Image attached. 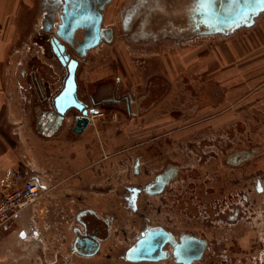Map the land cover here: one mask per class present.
<instances>
[{
    "label": "rangeland",
    "instance_id": "obj_1",
    "mask_svg": "<svg viewBox=\"0 0 264 264\" xmlns=\"http://www.w3.org/2000/svg\"><path fill=\"white\" fill-rule=\"evenodd\" d=\"M172 3L177 2L164 0L161 4L163 11H167L169 17L174 20L173 25L175 22L179 23V20H183L182 25L184 26L187 21L190 23L187 12L191 4L190 0L184 1L183 6L177 8L176 11L171 8ZM180 13H182L181 16ZM118 18V15L113 17L115 23L118 22ZM262 18L263 16H260L255 20L259 23ZM105 23L109 24V22ZM39 26L40 22H37V33L35 32L33 41L40 44L43 49L42 57L54 64L59 81H61L65 76V69L56 62L55 56L49 50L46 35L39 32ZM247 30L250 29H241L227 35L204 32L192 34V38H178L181 35L175 32L174 38L170 37L169 33H159L155 38H149V42L140 39L134 41L132 38H126L125 35L122 36L121 32H114L113 41L101 44L94 53L101 60V64L111 68L113 92L123 95L126 92L134 93L139 89L149 88L153 91L146 105L154 103L153 107L159 112L162 124L166 128H160V131L154 135L161 136L160 139H162L159 152L166 158H172V162L184 166L182 173L170 188L171 190L173 187L176 188L177 191L173 192L177 194L176 199L186 198L188 201V198L194 196V191L205 184L212 190H224L225 195L227 192H234L238 187L242 194H246L245 198H249L253 204V208L249 211H255L254 215H250L254 219L250 220L251 224L241 221L239 223L241 229L237 235L236 226L225 222L221 229L205 230L201 227L199 214L190 220L189 215L176 208L175 219L170 226L166 227L174 232L175 240L179 242L183 237L193 236L207 242V247H209L200 260L191 264H264V137L261 136L259 139L254 136V133L262 134L263 132L252 130L249 134V131L245 129H235L230 125L223 129L201 127L203 114L201 110L206 108V88H209L208 92L211 95L209 102L213 101L208 104L211 113L212 111L213 114L219 112L223 107L217 102L215 83H209L206 86L205 78L201 76L200 53L210 50L215 43L247 33ZM115 50L122 53L123 59L118 60L114 57L117 60H109L110 54ZM85 59L86 57L81 60L78 71L83 70ZM151 71L154 73H150ZM18 86L19 90L23 89L22 85ZM54 88L55 85L50 82L46 92ZM41 89L45 92L43 87ZM218 96L221 98L220 93ZM48 97L45 103L41 102L39 105L42 111L53 109L49 94ZM89 103L92 105L91 101ZM92 115L95 116L91 114L89 117ZM68 117L70 119V116ZM96 119L93 117L91 123ZM105 119H112L115 123L113 125L118 127L117 130H120L122 123L132 124L135 120V118L130 120L129 117L123 115V112L114 114L113 117L108 114ZM124 149L121 146L115 150L122 152L121 150ZM240 152H249L252 156L237 168L226 164L227 155ZM182 153L190 155L191 159L187 160V166L181 157ZM203 153L205 155H201ZM121 155L123 154L120 153L113 159L106 160L103 157L98 159L100 156L96 155L95 159L89 160L77 171V175L74 172L64 174L63 181H61L62 176L55 174L53 167L41 166L37 159L33 161L34 173L39 175L42 182L51 189L45 196L39 197L28 206L33 207L43 201L57 202L54 215L56 213L59 220L42 222L43 219H40L42 215L38 218V214L33 212L31 215L28 213L25 219L23 214L19 220L15 218L0 236V254L3 255H0V264H55L58 260L66 261V264H172V262L181 264L172 255L170 246L165 247L170 250L167 257L157 262H131L126 259L127 251L134 246L139 238L138 231L142 227L137 223L136 212L130 207L124 208L128 204L124 197L128 193L125 189L138 187V177L131 171L137 153L134 155L130 152L125 158H121ZM70 174L74 178L79 177L81 182L75 181L73 184L71 179L67 178ZM233 185L236 187L234 186L232 190ZM257 187L260 191H256ZM109 188L112 190L106 191L105 197L96 192L99 189L108 190ZM170 189L166 192L168 193ZM213 191L215 197L210 196L207 199L210 202L219 199L217 190ZM160 198L154 196L151 199L159 202ZM77 199L84 201L78 202ZM104 203L109 206L107 209H104ZM98 205H103V207L97 208ZM93 206L96 207L99 215L111 216L114 221L111 224V236L101 245L100 251L95 256L84 257L76 252L73 253V241L71 240L74 233L72 230L78 227L76 214L85 207L93 208ZM177 207H179L178 203ZM219 233L223 234L219 235ZM206 235L208 239H203L202 236ZM256 235L257 237L262 236L263 239H254ZM213 237L216 238L213 239ZM69 246H71V251H69Z\"/></svg>",
    "mask_w": 264,
    "mask_h": 264
},
{
    "label": "crops",
    "instance_id": "obj_2",
    "mask_svg": "<svg viewBox=\"0 0 264 264\" xmlns=\"http://www.w3.org/2000/svg\"><path fill=\"white\" fill-rule=\"evenodd\" d=\"M40 6L41 0H0V183L8 171L19 172L23 180L41 178L33 171L32 165L36 159L41 166L53 167L55 174L62 176L63 181L64 174L74 172L77 175V171L86 162L95 159L96 155L100 159L111 154L110 159H113L118 155L115 149L121 146L126 151L121 153V158L128 157L130 152L135 155L139 142L156 137L154 135L162 127L166 129L153 106L130 118H135L132 124L122 123L120 130L113 125L112 119H105L108 114L113 117L118 113L105 103L113 94L112 73L111 68L101 64L94 54L98 47L88 52L83 70H77L76 83L79 98L85 102L91 101L90 106L101 109L102 113L95 116L97 119L93 123L90 121L81 134L72 131V111L65 115L57 130L45 121L42 113L48 109L45 107L47 110L42 111L39 105L45 103L48 94L52 104L66 73L59 81L54 64L42 57V47L33 41L37 22L41 20ZM260 16L263 18L257 23L255 18ZM255 18L232 31L248 28L247 33L215 43L210 50H201L204 51L200 53L201 76L205 78L206 86L215 83L217 102L223 107L215 115L213 111L211 113L208 104L213 101L209 102L211 95L209 88H206V108L201 110V127L223 129L230 125L235 129H245L249 134L252 130H262V134L254 133V136L259 139L264 137V10ZM189 35L192 38L193 35ZM109 57V60L123 59L119 50ZM50 82L55 88L46 92ZM19 84L22 90L18 89ZM43 94L47 97L44 98ZM38 119L39 123H36ZM147 153L152 154L153 151ZM67 178L73 184L75 181L81 182L79 177L74 178L71 174ZM106 191L99 189L96 192L105 197ZM99 205L96 207H103ZM96 207L93 206V209L97 211ZM108 207L104 203V209ZM56 209L57 202L43 201L24 208L15 220H19L22 214L25 219L28 213L31 215L33 212L38 214V218L42 215V222L58 221L59 217L56 213L54 215Z\"/></svg>",
    "mask_w": 264,
    "mask_h": 264
},
{
    "label": "flooded vegetation",
    "instance_id": "obj_3",
    "mask_svg": "<svg viewBox=\"0 0 264 264\" xmlns=\"http://www.w3.org/2000/svg\"><path fill=\"white\" fill-rule=\"evenodd\" d=\"M163 1L164 0H41L40 7L42 13L38 29L40 34L46 35L45 38L52 54L51 36L57 30H61L63 40L60 38V41L65 45L66 52L69 53L70 58L78 61L77 69H79L81 60L88 55V52L103 43L112 42L114 32H121L122 36L125 35L126 38H132L134 41L140 39L149 42V38H155L159 33H169L170 35H168L173 37L175 36V32L181 35L178 36V38H187L190 36L189 34L194 35L207 31L208 24L204 19L206 4L202 6L199 0H193L192 2L190 0L191 4L187 9L190 23L187 21L184 26L182 25L183 20H179V23L175 22L173 25L174 20L169 17L167 11H163L161 4ZM166 1L172 2L173 0ZM184 1L187 2V0H174V2L177 3H172L171 8L176 11L177 8L183 6ZM67 15H69L71 19H68ZM117 15L119 16L117 22L119 24L115 23L113 19V17ZM181 15L182 13H180V16ZM105 22H109V24ZM67 23H69V25H67ZM73 26L76 28L69 41V35L66 31ZM47 28H49L48 31L46 30ZM50 32H52V34H49ZM93 43H96V45L88 48L85 51V55L82 56L81 48ZM64 71L66 73V69ZM147 85L149 86V82ZM152 92L153 91L149 88L139 89L134 93H124L123 95L118 92H113L112 96L108 98L105 103H108L111 110H115L120 114L123 112L124 116L132 118L142 114L154 105L153 102L146 105L149 103ZM92 108L97 110L95 116L102 113L100 112L101 109L97 107ZM44 113L45 112H43L42 115ZM45 114L47 117L48 113ZM102 115L104 116V113ZM36 123H39V119L36 120ZM160 138L161 136L152 137L137 144L138 153L134 165L131 168L132 173L138 177V187L135 188V208L133 209L137 215V223L142 227L138 231V237L147 233L150 229L157 227H161L172 236H175L174 232L166 227L170 226L173 219H175L176 208H179L180 211L182 210L189 215L188 218L190 220L197 217V214H199V217H201V227L205 230L221 229L225 222L232 226H236L237 235L241 229L239 226L241 221H247L248 224H251L254 218L250 215H254L255 211L250 212L249 209L253 208V204L249 201V198H245L246 194H242L241 190H239L236 185H233L232 190L234 186L237 190H234L232 193L227 192L226 195L223 194L224 190L213 189L217 190L219 193V199L213 202L207 199L210 196L214 198L215 192L204 183L203 186H199L194 191V196L188 198V201H186V198H184V200H181V198H179V200L176 199L177 194L173 193L177 191L176 188L173 187L172 190L170 188L172 187V183L175 182L178 176H180V173H182L184 166L172 162V158H166L164 154L159 152L162 140ZM121 151L122 152H117V154L126 152L125 150ZM150 151H153V153H147ZM201 155H205V153ZM251 156L252 154L249 152L233 153L226 156L225 162L227 165L237 168L242 163L247 162ZM111 157L110 154L108 156H103V159L106 160ZM181 157L184 160V164L187 166V160L191 159L190 155L182 153ZM201 157H199V160H201ZM109 165L110 162L108 166ZM108 166L106 165V167ZM108 176L111 178V174ZM253 188L255 190V186H253ZM169 189L170 191L167 193L166 191ZM111 190L112 189L109 188L107 192ZM125 190L128 193L127 196L124 197H131L132 190L129 188ZM256 191H260V188L257 187ZM166 193L167 195H165ZM154 196L161 197L158 200L160 204L151 199ZM126 202L128 203V201ZM177 203L179 207H177ZM127 206L123 207L132 208L129 203ZM76 221L78 227L76 226L72 230L74 233L72 241H74L76 236L80 237L83 241V245L80 247L81 249L85 248V239H89L93 242L98 241V250L92 255L95 256L100 251L102 242L110 238L112 229L111 224L114 218L107 215H99L93 208L85 207L76 214ZM154 222H156V225H154ZM222 234L219 233V235ZM202 238L208 239L207 235L205 237L202 236ZM215 238L216 237H213V239ZM255 238H259L258 240L263 239L262 236L257 237V235L254 236V239ZM234 239L236 238L234 237ZM207 248L209 247H207L206 242L203 253ZM166 250L170 251L168 248ZM216 251H218V249ZM73 253H75L74 250ZM66 263V261L59 260L55 262V264Z\"/></svg>",
    "mask_w": 264,
    "mask_h": 264
},
{
    "label": "water",
    "instance_id": "obj_4",
    "mask_svg": "<svg viewBox=\"0 0 264 264\" xmlns=\"http://www.w3.org/2000/svg\"><path fill=\"white\" fill-rule=\"evenodd\" d=\"M205 7L204 19L208 24V29L205 33L227 35L238 25L251 22L253 18L263 11L264 0H210ZM67 16L68 19H71L69 15ZM75 28L73 26L66 31L69 35V41ZM46 30L48 31L49 28ZM60 38L62 39L61 30L53 33L51 36V48L55 58L66 69L67 73L60 91L52 99L51 105L53 109L45 112L48 113L47 117L45 113L42 116H44L45 121L50 125L52 124L53 128L57 130L61 126L65 115L72 111L74 113L72 131L81 134L88 127L90 122L89 115L95 114L97 110L93 109L89 102L79 98L76 84L78 61L70 58ZM95 45L96 43H93L81 48V55H85V51ZM131 190V197L125 199L134 209L136 191L135 189ZM84 242L85 248L81 249L83 241L76 236L72 246L74 252L85 257L92 256L97 252L98 241L93 242L85 239ZM205 245V241L193 236L183 237L177 242L169 232L157 227L150 229L137 239L134 246L127 251L126 259L131 262H157L167 257L168 250L164 249V247L170 246L172 255H174L177 262L191 264L201 259Z\"/></svg>",
    "mask_w": 264,
    "mask_h": 264
},
{
    "label": "built area",
    "instance_id": "obj_5",
    "mask_svg": "<svg viewBox=\"0 0 264 264\" xmlns=\"http://www.w3.org/2000/svg\"><path fill=\"white\" fill-rule=\"evenodd\" d=\"M95 116H90L91 121ZM71 119V118H70ZM0 236L28 205L48 191L40 178L23 180L19 172L8 171L0 183Z\"/></svg>",
    "mask_w": 264,
    "mask_h": 264
},
{
    "label": "snow or ice",
    "instance_id": "obj_6",
    "mask_svg": "<svg viewBox=\"0 0 264 264\" xmlns=\"http://www.w3.org/2000/svg\"><path fill=\"white\" fill-rule=\"evenodd\" d=\"M200 4L203 6L204 4H207L210 2V0H199Z\"/></svg>",
    "mask_w": 264,
    "mask_h": 264
},
{
    "label": "bare ground",
    "instance_id": "obj_7",
    "mask_svg": "<svg viewBox=\"0 0 264 264\" xmlns=\"http://www.w3.org/2000/svg\"><path fill=\"white\" fill-rule=\"evenodd\" d=\"M77 68H78V66H77ZM67 73V72H66ZM76 74H77V69H76ZM77 84V83H76Z\"/></svg>",
    "mask_w": 264,
    "mask_h": 264
}]
</instances>
